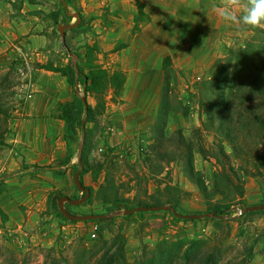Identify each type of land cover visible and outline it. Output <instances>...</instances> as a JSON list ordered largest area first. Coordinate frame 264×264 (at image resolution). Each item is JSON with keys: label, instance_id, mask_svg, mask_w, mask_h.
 Segmentation results:
<instances>
[{"label": "rangeland", "instance_id": "rangeland-1", "mask_svg": "<svg viewBox=\"0 0 264 264\" xmlns=\"http://www.w3.org/2000/svg\"><path fill=\"white\" fill-rule=\"evenodd\" d=\"M27 1L40 3L46 10L59 9L61 12L57 24L44 11L36 14L39 20L52 24L53 32L58 35L60 48L65 42L67 51L77 55L76 77L71 64L72 58L62 48L69 62V82L75 89L77 81L76 95L84 96L87 105L94 112L93 119L85 124L87 136L82 154L89 162L104 161V170H110L113 178V183L106 186L104 170L96 182L92 181L89 172L82 171L79 175L80 183L84 187L92 188L90 196L79 206L64 202V208L78 216L107 215L116 209L122 212L124 208L139 207L140 203L151 205V198H158L160 201L156 206L169 204L178 214L213 213L210 204L223 203V199L216 196L207 203L196 186L183 174L180 162L164 163L161 175L156 177L150 174L143 163V149L150 142L149 129L159 105L162 75H155L149 80L142 76V85L138 88L135 86L139 79L135 78L120 96L109 90L102 97V101L84 92L88 76L83 68L84 46L91 42L96 43L93 45L100 49V53L96 55L98 64L109 72L118 67L125 72H161L160 67L155 65L157 62L134 59L126 51L115 52L118 44L111 35L106 34L109 33L108 26L98 28L96 33L93 25L84 26L90 19L76 28L68 29L70 39H65V35L62 41L55 26L76 23L73 17L75 13L81 19L84 18L82 7L76 5L73 10L67 7L63 12L59 0ZM78 1L81 0L75 3ZM10 4L14 10L12 16L21 17L23 0H13ZM107 24L108 21H105V26ZM231 24L229 31L223 35L228 44H224L217 58L193 61L186 63L187 65L182 61L173 63L175 92L188 109V114L169 115L165 131L172 134L182 130L186 138L196 142L195 146L203 147L204 154L195 152L194 166L203 173L208 188L213 185V174L220 169V164L211 157L216 150L218 137L203 127L206 115L200 98L201 83L211 78L217 62L225 58L228 50L241 48L254 36L252 27ZM33 65L36 64L27 55L0 61V103L7 107V117L0 121V131L5 132V145H0V208L8 216L6 222L0 219V264H51L52 261L55 264H94L98 257L96 245L101 243L95 242L98 232L104 240L119 234L125 242V258L130 264H136L142 256H150L162 241L178 243L194 240H207L204 248L208 250L217 247L221 251L220 264L233 260H244L245 264H264V210L234 218L239 209L264 202V170L255 160V156H258L264 162V149L260 147L250 156H243L242 159L231 158L233 167L242 165L249 173L242 177L243 197L239 203L229 211L216 215L226 216V219H180L170 211L136 212L130 217L119 214L102 219V222L72 221L64 218L59 212L57 199L67 196L76 200L82 198L83 193L73 183V175L78 168L77 149L69 157L58 153L65 150L64 137H61L64 131L62 127L49 126L48 131L43 134L50 143L53 136L60 138L59 141L54 140V150L58 154L55 158L46 157L43 163H39L32 162L25 156L20 159V156L11 152L13 144L10 140L15 133L10 129V122L17 118L16 114H21L24 102V97L21 96L24 86L29 82L27 72H30ZM145 82L151 83V86H145L148 88L146 91L144 88L139 89ZM78 99L80 137L84 107L79 96ZM195 130H198L197 134ZM223 145L225 151L229 152L228 146ZM70 160L71 166L68 164ZM55 167L59 170L51 169ZM115 200L121 203L117 205ZM168 248L169 246L166 247Z\"/></svg>", "mask_w": 264, "mask_h": 264}, {"label": "trees", "instance_id": "trees-1", "mask_svg": "<svg viewBox=\"0 0 264 264\" xmlns=\"http://www.w3.org/2000/svg\"><path fill=\"white\" fill-rule=\"evenodd\" d=\"M136 7L134 26L131 31L133 36L137 32V25L148 22L149 16L144 12V4L141 0H133ZM66 9H62L64 12ZM60 10H54L48 17L54 24L58 23ZM254 36L241 48L228 50L225 58L218 61L211 78L203 81L200 87V98L206 120L203 127L214 132L218 137L216 150L211 154L212 158L220 164V169L213 174V185L208 188L201 171L194 166L195 152L202 155V146H195L183 135L182 130L172 134L165 131L166 124L171 114L186 116L188 109L175 92L173 80L174 65L170 56L163 58L160 69L162 83L159 93V105L155 119L149 129L150 142L143 149V163L154 177L161 175L163 164L178 161L181 163L183 174L198 189L200 195L207 203L214 197L220 196L223 203L210 204V210L216 215H221L239 203L243 197L242 177L249 173L242 165L233 167L231 158L242 159L260 147L264 149V28H252ZM65 45V42H64ZM129 46L122 43L114 49L122 51ZM83 68L87 71L84 92L93 95L102 101V97L112 90L116 96H120L125 88L126 72L120 67L109 72L97 62L96 55L100 49L96 45H85ZM37 68L59 72L67 76L66 68L53 67L51 64H36ZM174 81V82H173ZM76 91V90H75ZM0 103V121L7 117V107ZM86 123L93 119V109L87 106ZM198 130H195V134ZM3 130L0 131V145L4 143ZM87 130L85 128L86 145ZM226 144L230 149L225 151ZM253 151V152H251ZM257 164L264 170V162L255 156ZM84 172H89L93 182L98 180L105 167V162H89L82 154ZM106 186L113 183L110 170H104ZM92 191V188H88ZM151 205L138 204L139 207L156 206L160 199L151 198ZM121 203L115 200V204ZM125 205V202H122ZM131 210V209H130ZM263 211V210H261ZM254 212V213H259ZM143 213V212H139ZM130 217L131 215H127ZM0 219L6 222L7 214L0 208ZM104 220L99 219L98 222ZM96 255L94 264H130L126 261V247L123 238L118 234L109 240H104L99 232L97 235ZM207 240L182 241L170 243L162 241L150 253V256H142L136 264H220L221 251L217 247L211 250L205 249ZM169 246L168 249L166 247ZM178 259V261H176ZM56 262H51L55 264ZM134 263V262H133ZM227 264H245L244 260Z\"/></svg>", "mask_w": 264, "mask_h": 264}, {"label": "crops", "instance_id": "crops-1", "mask_svg": "<svg viewBox=\"0 0 264 264\" xmlns=\"http://www.w3.org/2000/svg\"><path fill=\"white\" fill-rule=\"evenodd\" d=\"M10 1L13 0H0V61L27 55L32 63H49L53 67L66 68L68 74L64 76L59 72L37 68L36 65L27 72L29 82L21 96L24 97L21 114H16L17 118L10 122V129L15 133L10 140L13 144L11 152L20 159L25 156L39 163L46 157L55 158L58 154L54 150V140L59 141L60 138L53 136L51 144L43 135L49 126H54L64 130L61 137H64L65 150L58 153L72 156L79 140L80 102L69 82V62L62 48L68 51L64 43L60 48L52 24L39 20L37 16L41 11L49 14L53 10H46L40 3L23 0L22 16H12L14 10ZM76 1L66 0V4L72 10L77 6L82 7L85 16L80 18V24L90 19L84 26L93 25L96 33L98 28L108 26L109 33L106 34L116 40L117 46L129 44L122 51L134 59L153 60L157 62L156 67H160L166 56H170L173 63L212 60L221 54L224 44H228L223 35L232 24L218 15L221 0H141L149 21L139 23L133 36L131 31L136 16L133 0ZM105 21H108L106 26ZM57 28L56 25V32ZM65 35V39H70L68 30ZM161 73L126 72L125 89L135 78L140 80L135 86L138 88L142 85V76L149 80L155 75L159 77ZM145 86L150 87L151 83L145 82L139 89H148ZM51 169L59 170L57 167Z\"/></svg>", "mask_w": 264, "mask_h": 264}, {"label": "water", "instance_id": "water-1", "mask_svg": "<svg viewBox=\"0 0 264 264\" xmlns=\"http://www.w3.org/2000/svg\"><path fill=\"white\" fill-rule=\"evenodd\" d=\"M63 6L64 9H67V4L65 0H59ZM73 17L76 19V23L74 24H69V25H59L57 28V31L61 37V40L64 41V31L68 30V29H73L76 28L79 24H80V17L78 13L73 14ZM69 56L72 58L71 60V64L74 67V73L75 76H78V70L76 68V59H77V55L76 54H71L69 53ZM75 90L78 91V84L77 81H75ZM83 107H84V114L83 117L81 119V131H80V137L78 140V144H77V151H76V161H77V165L78 168L76 170V172L73 175V183L75 185V187L77 188L78 191H80L81 193H84V196L80 199H76L73 200L67 196H63L57 199V205H58V209L59 212L62 214V216L68 220H72V221H88V220H99V219H109L113 216L116 215H131L133 213L136 212H157V211H170L172 212V214L180 219H201V218H213L215 217V214L213 213H206V214H202V215H185V214H178L175 209L173 208V206L171 205H161V206H148V207H136L133 209H127L124 208V210L118 211L117 209L114 210V212L107 214V215H99V214H90V215H84V216H78V215H73L71 213H69L63 206V203L66 202L70 205L73 206H79L83 203H85L89 196H90V191L87 187H84L81 183H80V179H79V175L83 170V165H82V152H83V148H84V143H85V124H86V120H87V102L84 96L78 95ZM264 210V202L258 205H252V206H247L245 208L239 209L238 213L236 216H234V218H237L243 214L249 213V212H258ZM218 218L220 219H226V216H218Z\"/></svg>", "mask_w": 264, "mask_h": 264}, {"label": "clouds", "instance_id": "clouds-1", "mask_svg": "<svg viewBox=\"0 0 264 264\" xmlns=\"http://www.w3.org/2000/svg\"><path fill=\"white\" fill-rule=\"evenodd\" d=\"M218 15L229 23L264 28V0H221Z\"/></svg>", "mask_w": 264, "mask_h": 264}, {"label": "flooded vegetation", "instance_id": "flooded-vegetation-1", "mask_svg": "<svg viewBox=\"0 0 264 264\" xmlns=\"http://www.w3.org/2000/svg\"><path fill=\"white\" fill-rule=\"evenodd\" d=\"M83 196H84V193H83Z\"/></svg>", "mask_w": 264, "mask_h": 264}]
</instances>
